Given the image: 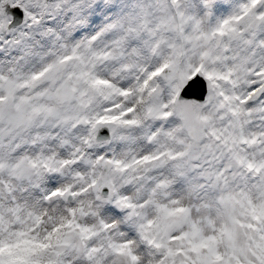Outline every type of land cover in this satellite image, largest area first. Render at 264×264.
<instances>
[{
  "label": "snow or ice",
  "instance_id": "snow-or-ice-1",
  "mask_svg": "<svg viewBox=\"0 0 264 264\" xmlns=\"http://www.w3.org/2000/svg\"><path fill=\"white\" fill-rule=\"evenodd\" d=\"M0 264H264V0H0Z\"/></svg>",
  "mask_w": 264,
  "mask_h": 264
}]
</instances>
